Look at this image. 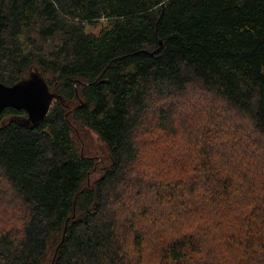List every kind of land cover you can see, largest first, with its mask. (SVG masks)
Listing matches in <instances>:
<instances>
[{"label":"trees","instance_id":"trees-1","mask_svg":"<svg viewBox=\"0 0 264 264\" xmlns=\"http://www.w3.org/2000/svg\"><path fill=\"white\" fill-rule=\"evenodd\" d=\"M34 69L57 97L0 110V264H264V0H0V82Z\"/></svg>","mask_w":264,"mask_h":264},{"label":"water","instance_id":"water-1","mask_svg":"<svg viewBox=\"0 0 264 264\" xmlns=\"http://www.w3.org/2000/svg\"><path fill=\"white\" fill-rule=\"evenodd\" d=\"M56 97L36 69L12 85L0 82V110L7 106L24 109L27 113L26 123L32 126L45 118Z\"/></svg>","mask_w":264,"mask_h":264},{"label":"rangeland","instance_id":"rangeland-1","mask_svg":"<svg viewBox=\"0 0 264 264\" xmlns=\"http://www.w3.org/2000/svg\"><path fill=\"white\" fill-rule=\"evenodd\" d=\"M99 27L100 26L97 25L93 28H89L88 30L97 31L99 29ZM211 103H213V102L209 101L208 105L210 106ZM228 123H231V122L228 121ZM76 133L78 135L77 136L78 137V144H79L81 152L85 155H89V156L97 158V160L99 162L100 167L96 171H94V173L91 176V179H94L95 177H97L101 173L103 168L106 167L109 163V157L107 156L105 146L98 139V137L96 136V134L94 132H92L86 128L81 127L80 133L78 130H76ZM149 138L150 139L147 141L146 147L148 148V150L150 152L148 153L145 151V153L146 154L148 153L149 160L154 161L157 157L154 154V152H152L154 149L153 145L151 144L153 141V137L150 136ZM140 140H141V142L143 141V136L140 137ZM142 143H143V148H144L145 143L144 142H142ZM0 207H4V206L0 204Z\"/></svg>","mask_w":264,"mask_h":264}]
</instances>
